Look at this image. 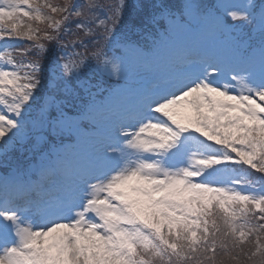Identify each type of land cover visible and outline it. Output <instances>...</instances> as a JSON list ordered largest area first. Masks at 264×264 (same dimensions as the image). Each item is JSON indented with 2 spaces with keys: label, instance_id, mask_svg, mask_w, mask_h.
I'll return each mask as SVG.
<instances>
[{
  "label": "snow or ice",
  "instance_id": "6c2138e0",
  "mask_svg": "<svg viewBox=\"0 0 264 264\" xmlns=\"http://www.w3.org/2000/svg\"><path fill=\"white\" fill-rule=\"evenodd\" d=\"M28 132L0 264H264V0H0L4 162Z\"/></svg>",
  "mask_w": 264,
  "mask_h": 264
},
{
  "label": "rangeland",
  "instance_id": "374dc122",
  "mask_svg": "<svg viewBox=\"0 0 264 264\" xmlns=\"http://www.w3.org/2000/svg\"><path fill=\"white\" fill-rule=\"evenodd\" d=\"M172 1H175V0H169V2H172ZM207 1L209 2L211 0H207ZM54 2H56V0H54ZM107 2H113V0H107ZM131 2L137 6V10L138 11H143L146 6L149 8L154 3L153 1H149V2H147L148 4H146V6H145L143 4V2L142 3L140 2V0H131ZM126 23H127V20H126ZM34 25H36V24H34ZM179 46L180 45L177 42H174V43L171 42L163 51L170 50V49H172V47H175V48L177 47L178 48ZM149 79H151V78H149V76H140V77L139 76H136L135 79L133 80V86H135V83L144 82V81L149 80ZM47 93H48V88L46 87L43 90V93H42L44 95V98L45 99H47ZM31 138H33L35 140V138H36L35 137V134L33 132H28V134L18 144H23V143L25 144V143L28 142L27 140H29ZM65 138H67V137H65ZM55 144H56L57 147H62L63 146V143H62V141H61V139L59 137H57V140L55 141ZM62 148H64V146Z\"/></svg>",
  "mask_w": 264,
  "mask_h": 264
},
{
  "label": "trees",
  "instance_id": "16d2710c",
  "mask_svg": "<svg viewBox=\"0 0 264 264\" xmlns=\"http://www.w3.org/2000/svg\"><path fill=\"white\" fill-rule=\"evenodd\" d=\"M49 2L55 3L54 0H49ZM157 2L159 3L160 0H157ZM63 3H64V0H56V4L57 5H62ZM173 3H175V2H173Z\"/></svg>",
  "mask_w": 264,
  "mask_h": 264
}]
</instances>
